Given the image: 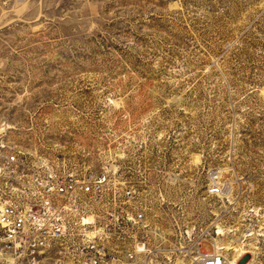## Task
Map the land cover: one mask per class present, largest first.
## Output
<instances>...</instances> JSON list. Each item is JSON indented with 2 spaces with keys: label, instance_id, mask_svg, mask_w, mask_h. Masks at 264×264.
<instances>
[{
  "label": "rangeland",
  "instance_id": "1",
  "mask_svg": "<svg viewBox=\"0 0 264 264\" xmlns=\"http://www.w3.org/2000/svg\"><path fill=\"white\" fill-rule=\"evenodd\" d=\"M3 143L146 177L162 230L237 229L264 213V0H0ZM170 247L153 264H189Z\"/></svg>",
  "mask_w": 264,
  "mask_h": 264
},
{
  "label": "built area",
  "instance_id": "2",
  "mask_svg": "<svg viewBox=\"0 0 264 264\" xmlns=\"http://www.w3.org/2000/svg\"><path fill=\"white\" fill-rule=\"evenodd\" d=\"M205 185L212 199L230 189L217 171ZM154 189L146 177H125L114 166L71 165L65 157L0 144V264H153L156 247L166 243L189 264H241L261 251L256 243H264L257 238L264 232L262 209L250 204L239 227H223L221 235L215 223L197 231L181 223L162 230L148 217ZM219 237L240 250L218 248ZM205 242L211 251L203 249ZM240 245L247 253L236 261Z\"/></svg>",
  "mask_w": 264,
  "mask_h": 264
},
{
  "label": "bare ground",
  "instance_id": "3",
  "mask_svg": "<svg viewBox=\"0 0 264 264\" xmlns=\"http://www.w3.org/2000/svg\"><path fill=\"white\" fill-rule=\"evenodd\" d=\"M218 172V171H217ZM220 175H221V173L220 172H218ZM219 235H221V234H225V232H224V230L223 229H221L220 227L218 228V232H217ZM260 237H264V232L263 233H259V235H257V238L258 239H260ZM216 240V243H217V247L218 248H222V249H224V251H226V252H229L230 250H233V251H235V249L237 250V251H239L240 249L238 248V246L237 245H235V246H232V244H229V246H227L226 244H225V242H224V240L223 239H221L220 237L219 238H216L215 239ZM240 248H241V245H240ZM247 252L245 251V249L244 248H241V252L240 253H237L236 255H235V258H234V260H236V261H238L244 254H246ZM249 264H255L254 262H251V263H249Z\"/></svg>",
  "mask_w": 264,
  "mask_h": 264
}]
</instances>
